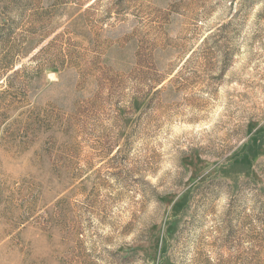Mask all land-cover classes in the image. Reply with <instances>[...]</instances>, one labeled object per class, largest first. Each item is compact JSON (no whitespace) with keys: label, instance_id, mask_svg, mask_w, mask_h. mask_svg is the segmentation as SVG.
<instances>
[{"label":"rangeland","instance_id":"rangeland-1","mask_svg":"<svg viewBox=\"0 0 264 264\" xmlns=\"http://www.w3.org/2000/svg\"><path fill=\"white\" fill-rule=\"evenodd\" d=\"M0 264H264V0H0Z\"/></svg>","mask_w":264,"mask_h":264}]
</instances>
